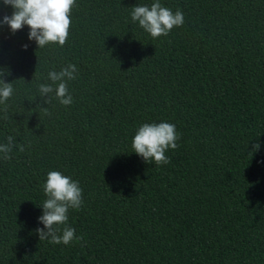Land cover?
Instances as JSON below:
<instances>
[{
    "label": "trees",
    "instance_id": "16d2710c",
    "mask_svg": "<svg viewBox=\"0 0 264 264\" xmlns=\"http://www.w3.org/2000/svg\"><path fill=\"white\" fill-rule=\"evenodd\" d=\"M154 2L76 0L62 47L0 23V145L16 141L0 153V264H264V0H159L184 23L158 38L131 20ZM13 11L0 0V21ZM68 64L73 103L45 104L39 84ZM160 122L180 139L157 166L132 139ZM49 171L83 192L68 245L36 232Z\"/></svg>",
    "mask_w": 264,
    "mask_h": 264
},
{
    "label": "clouds",
    "instance_id": "9594fccd",
    "mask_svg": "<svg viewBox=\"0 0 264 264\" xmlns=\"http://www.w3.org/2000/svg\"><path fill=\"white\" fill-rule=\"evenodd\" d=\"M5 5L14 9L11 16L5 15L0 23L7 24L15 33L25 25L30 29L29 40H35L38 48L45 47L49 43H57L61 47L68 40L71 28V13L76 0H3ZM131 20L138 22L139 26L148 32L153 38L167 36L174 27L182 26L184 13L181 10L173 12L170 8L161 5L159 0L149 7L147 5L135 6L131 12ZM27 49V45L23 46ZM77 68L74 64H68L59 72L50 71L48 79L52 84H39V96L45 104L55 98L62 105L68 106L73 103V97L69 93L67 82L76 79ZM5 70H0V104H5L13 95L12 82H5ZM55 85V87H53ZM47 97L46 99H44ZM41 110L48 114L47 107ZM180 135L176 131V125L169 122L144 123L136 131L132 139V148L137 155L146 163L155 162L157 166L170 163L165 153L169 149L175 150ZM16 146L14 137L8 136L7 143L0 145V153L4 159H10V153ZM19 151L25 150L23 144L19 145ZM29 147L31 145L29 144ZM257 143L253 145V152L259 149ZM43 191L47 197L42 208L43 214L38 218L44 228H37L36 232L40 241L47 240L52 244L68 245L76 236V230L67 226L69 209H80L83 204V192L79 181L60 171H49ZM64 225L61 229L59 226Z\"/></svg>",
    "mask_w": 264,
    "mask_h": 264
}]
</instances>
